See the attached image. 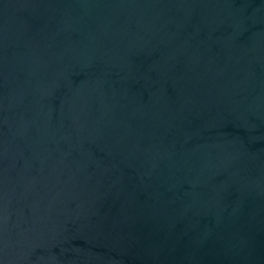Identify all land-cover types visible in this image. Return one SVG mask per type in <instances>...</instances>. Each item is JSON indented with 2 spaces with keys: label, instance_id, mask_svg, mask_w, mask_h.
I'll return each mask as SVG.
<instances>
[{
  "label": "water",
  "instance_id": "water-1",
  "mask_svg": "<svg viewBox=\"0 0 264 264\" xmlns=\"http://www.w3.org/2000/svg\"><path fill=\"white\" fill-rule=\"evenodd\" d=\"M0 264H264V0H0Z\"/></svg>",
  "mask_w": 264,
  "mask_h": 264
}]
</instances>
